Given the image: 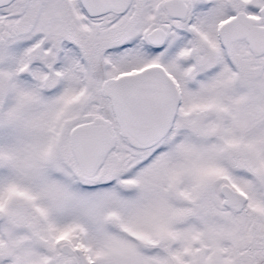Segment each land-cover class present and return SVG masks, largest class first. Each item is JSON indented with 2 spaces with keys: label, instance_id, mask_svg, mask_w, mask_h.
Returning a JSON list of instances; mask_svg holds the SVG:
<instances>
[{
  "label": "snow or ice",
  "instance_id": "obj_1",
  "mask_svg": "<svg viewBox=\"0 0 264 264\" xmlns=\"http://www.w3.org/2000/svg\"><path fill=\"white\" fill-rule=\"evenodd\" d=\"M0 264H264V0H0Z\"/></svg>",
  "mask_w": 264,
  "mask_h": 264
}]
</instances>
